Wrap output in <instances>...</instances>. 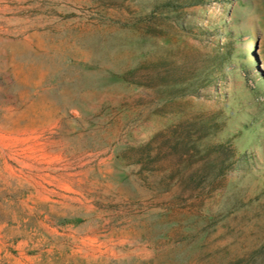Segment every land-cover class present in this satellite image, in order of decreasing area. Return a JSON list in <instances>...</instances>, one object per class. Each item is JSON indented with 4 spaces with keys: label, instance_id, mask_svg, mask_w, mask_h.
Here are the masks:
<instances>
[{
    "label": "rangeland",
    "instance_id": "obj_1",
    "mask_svg": "<svg viewBox=\"0 0 264 264\" xmlns=\"http://www.w3.org/2000/svg\"><path fill=\"white\" fill-rule=\"evenodd\" d=\"M0 264H264V0H0Z\"/></svg>",
    "mask_w": 264,
    "mask_h": 264
},
{
    "label": "trees",
    "instance_id": "obj_2",
    "mask_svg": "<svg viewBox=\"0 0 264 264\" xmlns=\"http://www.w3.org/2000/svg\"><path fill=\"white\" fill-rule=\"evenodd\" d=\"M190 85V84H187ZM176 87V86H175ZM179 87V86H177ZM182 87V88H181ZM179 88V90L185 92L186 89L184 88V86H181ZM180 127V126H179ZM203 127L205 128L206 125L203 124ZM181 128V127H180ZM175 128L172 130L171 133V137H169L168 139L165 138V140L163 141V145L164 147H168V149H170V151L172 153H180L182 156L183 155H188L190 152H198V153H206L209 152V150H216V151H221V146L223 145L222 143H218L216 144H203V142H201L199 140V138H193L192 136V132L191 130H189V128ZM210 126H208V129L206 127V130L209 131ZM197 132H199V129H197ZM162 132H159L156 134L155 137H158ZM151 145L150 142H148L145 145L141 146V150H140V155H139V161L142 162L144 161L145 157L147 156V151L148 149L151 150ZM163 148L159 147V151L156 153V155L154 156V160L157 159V157H160L161 154H163ZM168 153V151H167ZM234 157L236 156V152H233ZM152 156L148 155V159L151 160ZM152 160V162L154 161ZM152 171V170H151ZM154 172V171H152Z\"/></svg>",
    "mask_w": 264,
    "mask_h": 264
}]
</instances>
